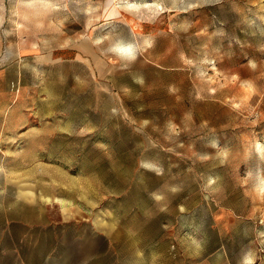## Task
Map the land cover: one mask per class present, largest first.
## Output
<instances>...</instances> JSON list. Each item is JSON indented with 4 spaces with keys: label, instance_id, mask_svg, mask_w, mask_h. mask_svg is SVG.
<instances>
[{
    "label": "rangeland",
    "instance_id": "obj_1",
    "mask_svg": "<svg viewBox=\"0 0 264 264\" xmlns=\"http://www.w3.org/2000/svg\"><path fill=\"white\" fill-rule=\"evenodd\" d=\"M258 146L264 0H0V264H264Z\"/></svg>",
    "mask_w": 264,
    "mask_h": 264
},
{
    "label": "clouds",
    "instance_id": "obj_2",
    "mask_svg": "<svg viewBox=\"0 0 264 264\" xmlns=\"http://www.w3.org/2000/svg\"><path fill=\"white\" fill-rule=\"evenodd\" d=\"M53 5L48 4V3H32L29 4L28 7L30 8H50ZM152 7H157L156 5H153ZM128 9L130 11H134L137 10L136 5H129ZM112 51L116 52L119 56L121 57H128V58H134V49L132 47H121V46H117L116 48L112 49ZM258 152H260L262 154V156H264V146H258L257 148ZM258 191H260L261 193H264V181L261 182V186L258 189ZM245 264H252V261L249 259L245 262Z\"/></svg>",
    "mask_w": 264,
    "mask_h": 264
}]
</instances>
